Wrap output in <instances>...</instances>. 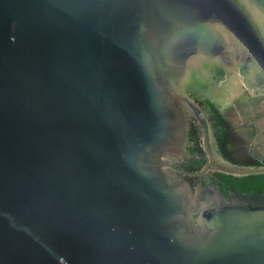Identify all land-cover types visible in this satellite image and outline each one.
<instances>
[{
    "label": "water",
    "instance_id": "95a60500",
    "mask_svg": "<svg viewBox=\"0 0 264 264\" xmlns=\"http://www.w3.org/2000/svg\"><path fill=\"white\" fill-rule=\"evenodd\" d=\"M239 58L264 77V0H0V264H264V191L208 176L264 161L176 165Z\"/></svg>",
    "mask_w": 264,
    "mask_h": 264
},
{
    "label": "flooded vegetation",
    "instance_id": "af4514ba",
    "mask_svg": "<svg viewBox=\"0 0 264 264\" xmlns=\"http://www.w3.org/2000/svg\"><path fill=\"white\" fill-rule=\"evenodd\" d=\"M199 83L193 98L209 125L208 148L204 144L205 134L201 126L189 114L188 149L192 156L176 165L198 171L209 161V151L235 163L252 164L253 159L261 163L260 157L252 150L255 145L254 149L264 152V143H258V140H264V77L259 69L244 58L233 59L220 67L206 69ZM216 91H219L218 95ZM219 136L223 139L219 140ZM179 174L194 186L198 184V176ZM208 176L221 188L225 184L222 173L213 172ZM228 191L237 190L231 185Z\"/></svg>",
    "mask_w": 264,
    "mask_h": 264
},
{
    "label": "trees",
    "instance_id": "16d2710c",
    "mask_svg": "<svg viewBox=\"0 0 264 264\" xmlns=\"http://www.w3.org/2000/svg\"><path fill=\"white\" fill-rule=\"evenodd\" d=\"M222 140L223 137L219 136ZM226 137V136H225ZM259 160L253 159L252 164H259ZM225 184L222 185V189L227 193V188L234 185V188L239 192H256L264 191V173L256 175L235 176L231 174L222 173Z\"/></svg>",
    "mask_w": 264,
    "mask_h": 264
},
{
    "label": "crops",
    "instance_id": "0c3cea01",
    "mask_svg": "<svg viewBox=\"0 0 264 264\" xmlns=\"http://www.w3.org/2000/svg\"><path fill=\"white\" fill-rule=\"evenodd\" d=\"M258 143H260V144L262 143V144H263V143H264V140H262V141H259V140H258ZM254 147H255V145L252 146V150H253V152H254L256 155H258V156L260 157L259 159H261V160L264 161V152H262V151H260V150H256V149H254ZM258 156H257V157H258Z\"/></svg>",
    "mask_w": 264,
    "mask_h": 264
},
{
    "label": "bare ground",
    "instance_id": "6f19581e",
    "mask_svg": "<svg viewBox=\"0 0 264 264\" xmlns=\"http://www.w3.org/2000/svg\"><path fill=\"white\" fill-rule=\"evenodd\" d=\"M234 124V123H233ZM235 125V124H234Z\"/></svg>",
    "mask_w": 264,
    "mask_h": 264
},
{
    "label": "rangeland",
    "instance_id": "374dc122",
    "mask_svg": "<svg viewBox=\"0 0 264 264\" xmlns=\"http://www.w3.org/2000/svg\"><path fill=\"white\" fill-rule=\"evenodd\" d=\"M232 124H233V122H232Z\"/></svg>",
    "mask_w": 264,
    "mask_h": 264
}]
</instances>
